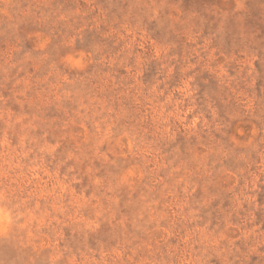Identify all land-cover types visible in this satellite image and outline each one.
Wrapping results in <instances>:
<instances>
[{"label": "rangeland", "instance_id": "1", "mask_svg": "<svg viewBox=\"0 0 264 264\" xmlns=\"http://www.w3.org/2000/svg\"><path fill=\"white\" fill-rule=\"evenodd\" d=\"M0 264H264V0H0Z\"/></svg>", "mask_w": 264, "mask_h": 264}]
</instances>
